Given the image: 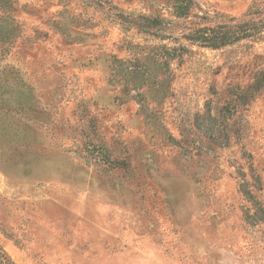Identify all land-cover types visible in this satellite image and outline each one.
<instances>
[{
    "label": "rangeland",
    "instance_id": "rangeland-1",
    "mask_svg": "<svg viewBox=\"0 0 264 264\" xmlns=\"http://www.w3.org/2000/svg\"><path fill=\"white\" fill-rule=\"evenodd\" d=\"M179 6L0 0L16 264H264V0Z\"/></svg>",
    "mask_w": 264,
    "mask_h": 264
},
{
    "label": "trees",
    "instance_id": "trees-1",
    "mask_svg": "<svg viewBox=\"0 0 264 264\" xmlns=\"http://www.w3.org/2000/svg\"><path fill=\"white\" fill-rule=\"evenodd\" d=\"M177 3H179V10L182 11L184 8L188 7L189 4L191 3V0H175ZM182 13V12H181ZM245 31V28L242 29ZM240 31V29H239ZM227 35H233V33L228 32V33H223L222 36H227ZM201 39L206 41L207 45L216 47L215 42H214V38H210L207 36L202 35ZM257 84V82H256ZM259 87V86H258ZM0 264H16L9 256L8 254L2 249V247L0 246Z\"/></svg>",
    "mask_w": 264,
    "mask_h": 264
}]
</instances>
